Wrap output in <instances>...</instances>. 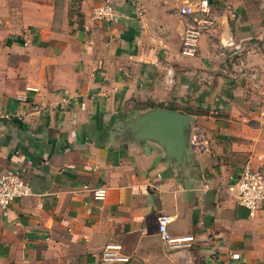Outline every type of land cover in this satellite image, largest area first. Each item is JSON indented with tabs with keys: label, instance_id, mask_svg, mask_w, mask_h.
Listing matches in <instances>:
<instances>
[{
	"label": "crops",
	"instance_id": "1",
	"mask_svg": "<svg viewBox=\"0 0 264 264\" xmlns=\"http://www.w3.org/2000/svg\"><path fill=\"white\" fill-rule=\"evenodd\" d=\"M183 2L0 0V175L31 190L0 210V264H93L108 244L125 264H264V203L227 189L264 156V0H210L195 57ZM154 110L193 118L203 149L140 139Z\"/></svg>",
	"mask_w": 264,
	"mask_h": 264
},
{
	"label": "built area",
	"instance_id": "2",
	"mask_svg": "<svg viewBox=\"0 0 264 264\" xmlns=\"http://www.w3.org/2000/svg\"><path fill=\"white\" fill-rule=\"evenodd\" d=\"M95 14L99 19H107L111 14V9L109 6H103L96 9ZM178 14L187 21L181 44L182 53L186 56H193L199 47L203 31L208 26L209 18L212 16L210 0L194 2L184 0L178 8ZM193 143L195 150H201L204 147V135L198 128L193 131ZM263 165L264 156L250 158L237 178L227 186L238 205L251 214L259 210L264 203ZM30 195L31 190L20 174L8 170L0 175V210H7L15 201ZM92 197L95 201H104L106 188L104 186L95 188ZM168 221L169 218L165 215L158 217L159 237L167 244L178 243L179 240L173 239L167 231ZM128 260L121 245L108 244L101 250L99 259L93 264H125Z\"/></svg>",
	"mask_w": 264,
	"mask_h": 264
},
{
	"label": "water",
	"instance_id": "3",
	"mask_svg": "<svg viewBox=\"0 0 264 264\" xmlns=\"http://www.w3.org/2000/svg\"><path fill=\"white\" fill-rule=\"evenodd\" d=\"M136 120L139 128L137 136L144 140H156L165 148L170 158L178 161L184 154L194 151L195 120L190 116L179 112L154 110Z\"/></svg>",
	"mask_w": 264,
	"mask_h": 264
},
{
	"label": "rangeland",
	"instance_id": "4",
	"mask_svg": "<svg viewBox=\"0 0 264 264\" xmlns=\"http://www.w3.org/2000/svg\"><path fill=\"white\" fill-rule=\"evenodd\" d=\"M209 19H211V18H209ZM215 20L216 19H211V22L213 21L214 23H215ZM210 26H212L213 25V23H210L209 24ZM210 26H207L206 27V29L203 31V35H206V34H209L208 32H209V30L211 29V27ZM203 37V36H202ZM209 44H208V42H207V46H208ZM199 48H200V46L198 47V49L196 50V52H195V54L193 55L194 57L198 54V52H199ZM181 52H182V50H181ZM230 59L231 60H226L225 61V59H224V63H226V65H230L231 63H232V61H234L235 59H234V57H233V55L230 57ZM236 61V60H235Z\"/></svg>",
	"mask_w": 264,
	"mask_h": 264
}]
</instances>
